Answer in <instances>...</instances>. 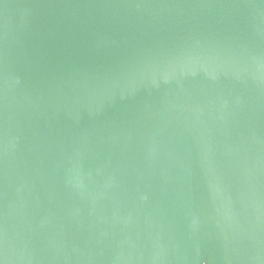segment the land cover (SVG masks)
Wrapping results in <instances>:
<instances>
[{
    "label": "water",
    "instance_id": "water-1",
    "mask_svg": "<svg viewBox=\"0 0 264 264\" xmlns=\"http://www.w3.org/2000/svg\"><path fill=\"white\" fill-rule=\"evenodd\" d=\"M0 264H264V0H0Z\"/></svg>",
    "mask_w": 264,
    "mask_h": 264
}]
</instances>
